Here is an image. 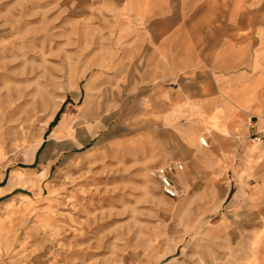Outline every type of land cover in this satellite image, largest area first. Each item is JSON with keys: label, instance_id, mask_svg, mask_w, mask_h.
I'll use <instances>...</instances> for the list:
<instances>
[{"label": "rangeland", "instance_id": "rangeland-1", "mask_svg": "<svg viewBox=\"0 0 264 264\" xmlns=\"http://www.w3.org/2000/svg\"><path fill=\"white\" fill-rule=\"evenodd\" d=\"M127 21L114 0H0V264H264V154L188 168L194 126L122 92Z\"/></svg>", "mask_w": 264, "mask_h": 264}, {"label": "crops", "instance_id": "crops-1", "mask_svg": "<svg viewBox=\"0 0 264 264\" xmlns=\"http://www.w3.org/2000/svg\"><path fill=\"white\" fill-rule=\"evenodd\" d=\"M114 1L129 23L122 92L157 124L194 126L188 168H262L264 148L242 144L264 132V0Z\"/></svg>", "mask_w": 264, "mask_h": 264}, {"label": "built area", "instance_id": "built-area-1", "mask_svg": "<svg viewBox=\"0 0 264 264\" xmlns=\"http://www.w3.org/2000/svg\"><path fill=\"white\" fill-rule=\"evenodd\" d=\"M252 140L254 142L264 144V132L257 133L256 135L252 136ZM201 142H202L203 146H208V141L206 138L201 139ZM168 168H170L169 171H171L172 168H177L179 171H182L184 169V166H183V164H176V165H174V167L170 166ZM156 173H157V175L158 174L160 175V180H161V183L163 185V188H164V191L166 192V194L171 196V197L177 196L174 184H173L172 180L166 175V172L163 169H161V170H158Z\"/></svg>", "mask_w": 264, "mask_h": 264}, {"label": "bare ground", "instance_id": "bare-ground-1", "mask_svg": "<svg viewBox=\"0 0 264 264\" xmlns=\"http://www.w3.org/2000/svg\"><path fill=\"white\" fill-rule=\"evenodd\" d=\"M83 108H84V113L86 114V112H87V108H88V102H86L84 105H83ZM83 113V114H84ZM99 115V114H98ZM119 116V115H118ZM101 120V119H100ZM121 120V119H120ZM94 122V121H93ZM101 122V121H100ZM217 126V125H216ZM90 127H92V126H90ZM88 128V127H87ZM223 128V127H222ZM90 129V128H89ZM110 129V128H109ZM225 129V128H224ZM85 130V129H84ZM89 131V130H88ZM93 131V130H92ZM94 132V131H93ZM91 133V132H90ZM88 134V133H87ZM101 134V133H100ZM53 136H57L58 138H66V137H71L72 138V140H73V143H75V140H76V137H74V133L71 135V130L69 129V128H67V125L65 124V123H63V122H60L59 124H58V126L54 129V131H52L51 132V137H53ZM203 136H200L199 137V141H200V144L201 145H203L202 144V142H201V139H203L202 138ZM55 138V137H54ZM80 138V137H79ZM83 138H84V135H83ZM71 140V139H70ZM55 141V140H54ZM63 141V140H62ZM72 142V141H71ZM60 143V142H59ZM84 144V143H83ZM254 144H258V145H253L252 144V146H253V148H260V146H259V143H256V142H254ZM196 151V150H195ZM49 164V163H48ZM46 165V164H45ZM45 171H46V169H45ZM242 171V170H241ZM152 173H154L155 174V172L154 171H152ZM245 174V173H244ZM15 177L17 178V179H21V176H20V174L19 173H17L16 175H15ZM249 177V176H248ZM239 178V177H238ZM241 178V177H240ZM241 180V179H240ZM148 182V181H147ZM149 183V182H148ZM146 187V186H145ZM176 188V187H175ZM177 190V189H176Z\"/></svg>", "mask_w": 264, "mask_h": 264}]
</instances>
